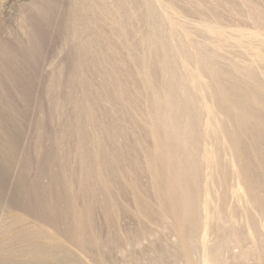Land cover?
<instances>
[{
  "label": "rangeland",
  "instance_id": "obj_1",
  "mask_svg": "<svg viewBox=\"0 0 264 264\" xmlns=\"http://www.w3.org/2000/svg\"><path fill=\"white\" fill-rule=\"evenodd\" d=\"M201 55L264 85V0H0V261L37 241L72 264H264V213L239 177L249 163L264 194V159L236 158ZM171 75L203 132L190 253L158 161ZM218 237L234 247L212 263Z\"/></svg>",
  "mask_w": 264,
  "mask_h": 264
},
{
  "label": "bare ground",
  "instance_id": "obj_2",
  "mask_svg": "<svg viewBox=\"0 0 264 264\" xmlns=\"http://www.w3.org/2000/svg\"><path fill=\"white\" fill-rule=\"evenodd\" d=\"M161 26H162V23H161ZM199 59H200V63L202 67L212 68L213 66L212 62L210 63V61L208 60V57L201 55ZM154 61L156 62L157 60H154ZM233 71L230 70L228 67H225L222 65L216 66V67L213 66V69H212V73H213L212 84L213 85L210 90L212 92L211 95L214 98L215 106L218 107L225 114H227L233 122L234 129H235L234 135L232 136L233 148L235 150V152L234 150L233 152L236 155V158L238 159V161H241V160L243 161V159L247 156V155L244 156L245 152L243 151L246 148L256 151L255 153L257 155L259 154L262 157L261 159H264V146L261 147V145L264 144V124L262 123V120L264 118L262 117V115L264 114V85L261 84L258 76L251 73L253 72V70L246 72V71H240V70L234 69ZM232 76L235 79L238 78L236 80H239V81H237V83L232 82L234 78L231 79L232 81H230L229 77H232ZM250 78L253 80H251ZM176 81H179V80H175L174 76L171 75V79H169L167 83L168 87H166V89L168 88L169 90L168 96H167V103H166L167 104L166 107L168 106V110L164 114H159V118H160L159 124L161 125L162 129L165 131V139L163 140V142L161 143L159 147L158 161H159V166H160L159 169L161 170V173L164 174L169 180L168 185H167V188H168L167 192L173 194L171 198L173 202V209L171 211L174 212L175 216L178 219L181 218L182 222L183 220L191 221V228L189 229L190 231L188 233L189 235L185 233L183 229L179 231L180 236L182 237V240H184L185 243L186 242L188 243V244L186 243L188 245V247L186 248V252L190 253L191 245L188 242V238L194 235L195 228L199 226V222L201 221L199 207H198V199H199L198 190H199V185L201 186V184H199L201 183L200 181L201 171L199 168L200 158H199L198 150H199V144H200L201 138L203 140V132L200 130V127H199V123H198L199 115H198V109H197V105H196L194 97L188 93L187 95H184L183 93H181V90H180L181 88L177 86ZM209 126L211 125L207 124V128ZM207 133L209 132L207 131ZM243 135H246L247 137L244 138ZM205 149L206 151H205L204 156L209 166L212 163V155H211L210 149H207V148ZM241 166H242V170L239 171L240 173L239 177H240V180L243 181L246 189L248 190L249 203L253 205L254 207L260 209L264 213V194L254 191V189L256 188V184H255V179L251 175L253 168L250 166L249 163H243ZM259 172L262 173L261 176L264 177L263 168L262 170L259 169ZM212 174L211 176H213ZM219 179H222V178H219ZM203 201H204L203 206L207 208L209 204V198L208 199L205 198V200L203 198ZM226 202L227 201L224 198L223 199L220 198V205H225ZM207 214L205 210V216ZM179 221L177 223H179ZM205 221L207 222L206 219ZM206 222L204 223L205 224L204 226L208 225ZM26 233L27 232L25 231L18 233L15 236V238L16 239L24 238L26 236ZM205 236H209V234L208 235L206 234ZM207 238L208 237L205 238V241ZM232 238L234 237L232 236ZM224 241L225 240L222 241L221 238L218 237L216 244L213 245V243L210 241L212 243V246H211L209 245L211 243L210 242L208 243V246H207L208 249H206L207 251L205 250L207 252V253L205 252V256H208V259L210 260V262L212 260L215 261V259H218V257L221 255L220 253L222 251L221 249L222 246L226 248L229 252H231L230 250H232L234 247V245L233 246L231 245L233 241L232 242L229 240H226V242ZM205 243L203 242V244ZM204 247L205 245L203 246V249ZM40 252L42 253L41 256L37 257V253H40ZM6 253L12 254L15 257L12 259L2 260L0 261V264H72L68 261V259H65V258L62 259V258L57 257L56 247L51 248L49 244H44V243H40L37 241L30 242L25 247L16 246ZM68 254L69 255H66V256L70 258L71 255L70 253ZM205 258L203 261L206 262L207 259L205 260Z\"/></svg>",
  "mask_w": 264,
  "mask_h": 264
}]
</instances>
